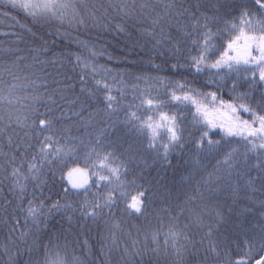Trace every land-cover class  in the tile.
Returning <instances> with one entry per match:
<instances>
[{"label":"snow or ice","instance_id":"1","mask_svg":"<svg viewBox=\"0 0 264 264\" xmlns=\"http://www.w3.org/2000/svg\"><path fill=\"white\" fill-rule=\"evenodd\" d=\"M2 7L0 264H264V0Z\"/></svg>","mask_w":264,"mask_h":264},{"label":"trees","instance_id":"2","mask_svg":"<svg viewBox=\"0 0 264 264\" xmlns=\"http://www.w3.org/2000/svg\"><path fill=\"white\" fill-rule=\"evenodd\" d=\"M5 5L1 0H0V11H6L8 9L6 8H3L2 6ZM12 15H16V13H12ZM11 23V21L9 19H5V18H2L0 17V33H4V32H8V31H11L7 25ZM81 39H91V41L93 43H96L97 44V47H105L107 48V54H111L114 59L113 61L109 62L107 60V54L104 55V56H100L98 59H97V63L98 64H106L107 66L109 67H118L117 63H116V60L117 59H120V58H123V55L124 53L121 51V49L124 47L123 43L122 42H118L116 38H114L113 36L111 35H108V36H103L99 41L97 40V36H96V33L93 32L91 34V36H87V35H81L80 36ZM55 40L56 41V44L55 45H52V41ZM49 43L50 45L52 46H61V43H60V40L57 38V37H54V36H50L49 37ZM9 44V39L6 38L5 36L3 35H0V48H4V47H7ZM75 50V49H74ZM86 54V53H85ZM131 58V57H129ZM119 67H123V65H119ZM78 87L76 89V92H78ZM76 93H70L67 97L68 100H71L74 98V95ZM60 104H62L64 107H68V104L65 102V101H59ZM44 109L41 108V111H43ZM72 133L73 135H82L81 132H77L76 131V128H73L72 129ZM90 179H94V177L90 178ZM64 181H61L60 180V175L59 173L57 174V186L55 189L52 190V192H48L47 195H51L53 199H58L59 197L56 195V193L60 190V183H62ZM96 189L93 188V191H95ZM129 192L131 195H134L135 194V190L134 189H129ZM157 207H160L161 205L159 203H157L156 205ZM140 223H144V221H139ZM0 239H2V237H0Z\"/></svg>","mask_w":264,"mask_h":264},{"label":"rangeland","instance_id":"3","mask_svg":"<svg viewBox=\"0 0 264 264\" xmlns=\"http://www.w3.org/2000/svg\"><path fill=\"white\" fill-rule=\"evenodd\" d=\"M4 4H6L7 0H1Z\"/></svg>","mask_w":264,"mask_h":264},{"label":"water","instance_id":"4","mask_svg":"<svg viewBox=\"0 0 264 264\" xmlns=\"http://www.w3.org/2000/svg\"><path fill=\"white\" fill-rule=\"evenodd\" d=\"M64 182H66V181H64Z\"/></svg>","mask_w":264,"mask_h":264}]
</instances>
